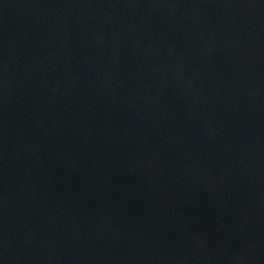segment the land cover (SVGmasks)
<instances>
[{
    "label": "water",
    "instance_id": "1",
    "mask_svg": "<svg viewBox=\"0 0 264 264\" xmlns=\"http://www.w3.org/2000/svg\"><path fill=\"white\" fill-rule=\"evenodd\" d=\"M0 264H264V0H0Z\"/></svg>",
    "mask_w": 264,
    "mask_h": 264
}]
</instances>
